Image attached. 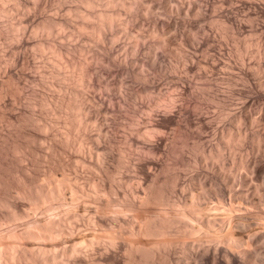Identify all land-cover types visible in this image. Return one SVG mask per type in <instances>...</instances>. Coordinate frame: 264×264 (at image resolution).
<instances>
[{"label": "bare ground", "instance_id": "6f19581e", "mask_svg": "<svg viewBox=\"0 0 264 264\" xmlns=\"http://www.w3.org/2000/svg\"><path fill=\"white\" fill-rule=\"evenodd\" d=\"M80 1L84 2L86 5L91 6V8H92L93 5H96V3H98V4L100 3L98 0H80ZM105 1H106L105 3L103 2V8L105 6L104 4L107 5V6H105L106 8L101 9L102 7L98 6V7H100L98 9V11H97V9L94 10L95 12H97V14H96L97 15L96 19L97 20L95 19V21H94V19L90 20L89 18H85L84 17L83 20H81L82 22L80 21L81 23L79 22L80 24L76 25V26H78L77 28H79L81 30V29H84V28L86 29V27L90 26L91 30L90 29L89 30L91 31V33L93 35H96L97 39L99 37L98 35H100L101 32H105L107 29H108V31L110 30L109 32H112L114 34V31H113L114 28H111V27H110V29L107 28V26H108L107 23L108 22L109 23H116L115 21H117L116 20L117 17H115V16L119 15V13H117L116 11L121 12L120 10H117V9H119L120 6L123 7L124 5L123 6L122 5H120V6L116 5L115 2H118L117 4L122 2L120 0H105ZM125 1H124V3H125ZM159 1L163 2V0H159ZM207 1L208 0H204V2H203V0H184V2H182V3H170L168 0L165 1L164 6L168 10L169 15L166 18H159V17H157L155 15L154 16L152 15L153 17H151L152 21H153V23L151 22V24H153V30H152L153 34L158 36V41H157L156 44H150V43L146 44L145 43L146 41H145L144 38L141 37L142 39H140V36H142L143 33L141 31H139V30L130 31V29H128V27H127L128 22H130V21L125 19L126 20V22H125V21L122 20V22L123 23L125 22L126 25L125 24H124L125 26L122 25V26H124L123 29H122L123 31H119V32L120 33L122 32V34L125 35L126 38L128 39V44L130 46L129 47V50H130L129 53L131 52V53L135 54V52L137 50H139L140 48H145V50H146L145 52L148 53V55H146L145 57L142 56L144 58H142V61L140 63V67L137 65L139 67L138 69H134L132 67L134 62L129 60L128 56L124 55V54H123L124 55L123 57H118L117 56L115 58L113 56L114 59L112 58L110 60V58H109L110 55L108 54L109 55V57H108V55L105 52V50H107V49H105L104 50L105 53L103 54L105 57L103 56L102 58L107 59L105 62H107L109 60V63L111 61V62H113V64L116 63L118 65H122L125 68H127L126 70L124 68V73H125V71H129L130 70L129 68L131 67L132 68L131 70L135 71L139 78H140V76L142 77L140 85L137 84L136 85L137 88H135L133 86L135 88L134 90H128V89H132L131 87L129 88V86L127 87V90L123 89V88H125L127 86L126 85L127 83H125L126 86L125 85H124V87L122 86L123 88L121 89V87L119 86L121 84V82H120V84H118V86L120 87V90H121L122 93L119 92L118 96L123 101H125V97H128V96L130 98H132V97L135 98V97H138V96L142 97L144 94L146 95V97L149 96V98L146 99L147 102H145L146 100H143V98L142 99L140 98V101H144V102H141V106L142 107L144 106V108H141V106L139 104L140 102L138 103L137 100H136L137 98L134 100V101L137 102V104H135V105H137V106L139 105L140 106V109L138 108V110H140L141 113L142 112L144 113V110L141 111V109H146V107H148V109H150L151 112H152V110L154 112H152V114H150L151 112L149 110H145V112L146 111L150 112L149 115L148 114L147 115L148 116L152 115V117H155V116L156 117L153 118V121L148 122V120H147L146 122H148V123H146V124L144 123V125H145L144 132H141L140 130H137V131H128L127 134H126L127 140H131L132 142L133 141L141 142L142 146L146 147L148 149L149 153H152V154L156 153L157 150L160 149V145H159V142H158L159 140L158 141H151V139L149 140L145 136L151 135L152 132H154V134H155V132H159V131H160L159 135L160 134L163 135V134H165V131H163V130L165 128L169 127V126H170L169 127L170 129L172 128V130L174 132L172 134H174V135L176 133V134L182 135L184 137H189L190 135H192L195 132V135L197 134V136L199 137V134H201V133L204 134V132L200 133V131L202 129L204 130L205 124H203V123L200 124L195 130L194 129L192 130L190 128V124L192 123V119L195 118V119H199L200 120L204 116L201 109L204 107L203 104H204L205 100L209 99V101H212L211 104H214L215 106H218L219 110L222 107L224 108L223 110L222 109L220 110V114H222L221 111L225 114L226 122L224 123V125H222L220 123V122H224L225 121V120H223L222 115L219 116L220 114L218 115L217 111H215L216 112V116H217V118L215 117V119L217 120V119H221L222 118V121L219 120L220 121L219 123H220L221 126L218 125V123H216L217 125H215V126L212 125V127L214 126L213 128L211 127L213 129V131L211 129L210 130H211V134L214 136V138L210 137V138H212V139H209V140H211L210 141L211 143L209 142L210 144H208V145L205 144L206 146H204L202 144V142H198V140L201 139L202 137H199V139L195 143L198 146V148H200V150H201V152L203 154V157H200V160H203L204 164H206L204 166L208 168L211 165V173H210V170H209L210 168L208 169L210 175H206V174L205 175H199L201 173L197 172L198 174L196 173V174L192 175V177L190 178L189 182H185L184 184L182 183V181L179 180V178H177L176 181H175L174 186H176L178 184L183 185V186L179 189V191H180L179 194L180 195L177 196L175 199H170L168 197V195H167V191H165V192H160L159 191L158 186H157L158 185V178L153 176V172L150 171V169L149 170L146 169V164H148V166H150V164H155V166H154L155 168L157 166L159 167V164H158L157 160L154 159L155 156L146 155V154L144 156H141L142 153H140L139 151L137 153V151H136L135 154L137 153L138 155L133 158V161H132L133 164L132 165L134 166V169L141 174L140 181L137 182V184H135L136 182L132 183V184H135V185L129 184V186L126 189H123V190H125V192L128 193L129 197H125L123 199H120L118 197V195L120 193L119 187L116 186V185H112L113 183L109 184L108 181H106L101 176V175H103L102 173H106L108 175H112V173H113L111 171V169H110V166H111L110 164H112V163H110L111 159H109V161L107 159L112 157V155H113L112 141H114L113 140L114 138H112L113 135L111 136V134L109 133L110 132V128L108 126L110 124L108 122L104 121V120H101V119L99 120L98 117H99V115L101 113H103V116L105 115L107 120L109 118H113L117 114L116 112H117L118 108H120L119 102H117L116 100H113V97H111L112 95L107 97V96H105V93H104V95L102 94L103 91L101 92V90H102L101 88H105L106 87L104 85V83L105 84L108 83L109 80H108V82H104V81H103L104 83L101 82L104 87L100 88V86H101L100 80L102 79V77H101V79L99 77L102 76V75L99 74L97 76V78H99L100 80L96 78V75H97L96 74V68L94 69V66H93L95 63L92 65V63H90L91 61H88L85 58L82 59L79 56L78 57L80 59L78 60V58H77L76 60H78V61L77 62L74 61L75 62L74 64H70L71 62L73 63V61H70L69 58H67L70 61L69 62L70 66L73 65L74 68L78 69V71L76 73H73L74 72L73 71L74 68L72 67L73 68L72 72H70L71 70H68L69 65L67 64L68 68H64L66 66V64L64 62H66V61H63L64 60L63 57H68V52H67L68 49L67 48H63L62 44L60 46V44L57 43L58 41L56 42L58 45H56L55 43L50 42V41L46 45L45 43L42 44V43H39L40 41H38L37 42V44H38L37 48L42 50V52H43V49L45 47H50L52 53L55 54V56H53V57L54 58L56 57L55 58L56 61L53 60L54 62H52L53 63L52 66H55L54 68L56 70V72H55L56 76L53 75L54 74V69L53 68H52V70H53L52 72L53 73L50 72V73H52L53 77H56L57 79L59 78L60 81L63 80L62 78H65L66 81L63 80V82H65V83H67L68 81L71 82V80H72V83H74V85H75V88L73 86V89H72V87H70L71 90L68 87L69 90L68 89L67 90H68V92L70 94V95L68 94V96H69L68 98L64 97V99H61L60 98L61 96L59 95L60 97H58V98H60V99H58V102H59V100H61V101L59 103H55L57 100L56 101L54 100V104H53L54 108H56L57 110L59 109L60 111L62 110V114L58 112L59 114H57V115L58 116L60 115V117L61 116L63 117V115H64V117H63L65 119L64 121H66L67 124H68L67 125L66 122H65V124L68 126V127L66 126V128H65V124L64 123H63L64 126L62 125L64 127V130H65V132H64L65 134L62 133V135L63 136L65 135V137H60L61 135L59 136L60 138H64L63 141H62V139L59 138V140L62 141L61 142L62 146L60 145L59 149H62V148L65 149V147H66L68 149V151H69V148H70V151L72 153L73 151L71 149L76 148L75 151H77V153L75 151L74 152L77 154L76 155L77 158H78V155H79L78 152H80V155H79L80 156V160H78L77 164L81 163L82 164V165L80 164L81 166H83V165L85 167L88 166L89 169L92 166L96 167V169H97V172H95V174H96L95 176L96 177L91 178V181L88 182L91 185V187H90L91 191H87V190H85L84 186L81 184L83 182H81V183L74 182L73 183L71 181L72 183L70 184L69 183L70 181L68 182V180H66L65 174L62 173L64 171V169L61 172V174H63L62 177H61V175L58 176V178H55L54 176L53 177L49 176V174L52 175V173H54V172L57 173V171L60 168H63L61 166L62 164L60 165L59 163L60 162L63 163V161H61V160L62 159L64 160V158H60V157H58V159L60 158V162H59V160H57V163H56V161H54V159H52L54 161V163H56V165L57 164H59V165H57V166L56 165H52V163L50 165L48 164L50 166V168H51V165H52V167L56 166V168L58 170L56 168H54V169L52 168L54 172H51V169L49 171V167L46 166V167H48V169L45 172H48V174L44 173L45 175L43 174V172L46 169H44V170L42 169V171L39 170L40 173H42V174L38 175V173L36 171L37 170L36 168H35V170L31 169L30 172L32 171L34 173L36 171L37 175L35 176L32 173H31L32 175H30V173L27 172V171H29V169H28L29 167L27 168L25 165H24L25 166L24 169L25 168L28 169V170L25 169L26 171L25 170L24 171H20L21 168H23V167H21L19 169L15 168V169L19 170V171H15V174H17L16 172H21V174L19 173L20 175L12 174V175H15L14 179L17 176V178L15 180L13 178H9V177H11V174L8 175V177H7V174H9V172L10 173H13V172L9 171L7 174H4L3 172L0 171L1 172L0 173V187L1 188L2 187H7V188H4V189H8L10 191L12 190V191L15 192L14 195H13L12 191L10 192V191L7 190L8 193L10 192V194H8V195H10V197H9V196L3 195V191H0V206L1 207L2 206L3 207L6 206L8 208V209L6 208L7 209L6 210V209H4L2 207L3 211L0 210V225H2L4 223H10L11 224V223L16 222L17 219L24 218V220H25V217H27V218L30 217L31 214L28 213V210L26 211L24 209L25 205L23 207L21 206V205H23V203H21V199H23L22 202L26 199L27 202L25 204H27V203L31 204L32 210H34V209L36 210L37 209V210H40V212H41V210L44 211L45 209L48 211L49 208H56L57 211H58L59 208H60L59 205L63 204V203L66 204L68 202H79V201H85V203H86V201H88L91 204L86 206V207H83L85 205L80 206L79 205L80 203L79 204L77 203L78 206H80V207L76 206L78 209L76 207H74V209L76 208V210L73 211L72 216L79 215V213L83 212V210L84 211L86 210L88 213H90V216H91L93 222L97 225L96 226L97 229L103 230L104 233H106L107 235L110 236L111 240L110 239H108V240L111 241V243L114 246V248H115V246H118V247L122 246L123 248H125V250L127 252L128 261L130 260L131 262H133L135 260V258L140 256V255L148 254L151 257V264H153L157 259H161L162 257H165V255L169 256V255H167V254L170 253V252H168V251H170L169 248L171 249L172 246H174V245H180L182 247V251H183L182 254H184L182 257L175 258L173 260L175 264H189L190 262H191V264H202V263L210 262V261H211V264H212V261L214 259L215 260H214L213 264L217 263L216 261H218V259L222 262V264H243L245 261H247V259H250V258L253 257L252 261H254L255 258L258 257V256L255 255V253L253 254V251L248 248V245H246V247H247L246 248L244 246L245 245L244 243H247L249 241L247 244H249V243L251 245L255 244L257 246V247H255V249L259 248V246H263L264 247V224H262L263 222H261V223L259 222L261 220L264 221V192H260L259 191L260 189H262V187H261V185L257 184V182H255L256 184H254V183L253 184H248L247 183L248 182V177H247V175L244 172H240V171H238L236 169L231 170L232 173L230 171L225 172L224 171L225 168L223 169V167H225L226 164L224 163L225 161L223 162L221 160V158L223 157L222 149H223L224 145L231 144L230 141L232 139H234V140H242L243 138H245L247 136V134H246L247 131L245 132L246 136L244 134V131H242V129H243L242 125H241L242 127L239 125L242 129L238 126L236 132H233L232 128L235 125H238L239 123H241V124L243 123L244 124V123H248V122H250V124L254 122V124H255L257 122L256 123L257 129L253 133L251 132V136H252L253 140L258 141L260 139V134H261V136L263 135L262 134L263 132H261L260 134L258 133V130H260L258 127L260 126V124L263 125L264 121L261 123L260 119H257L255 117H253L251 115V111H253V108L256 111L258 110L259 105L256 103V101H257V99L260 96L264 97V79H263V76H262V74L264 72L263 71L264 67H262V65H263L262 62L264 61V54H262V53H264V51L262 53H260L259 51L260 50L262 51L263 49H260V50L256 49V50H258L257 53L256 52L255 53L252 52L253 54L251 53L252 55H255V57H257V61H256L257 65L255 63L256 66L254 67V65H253L254 62H253L251 64V65H253V67L251 69H248L245 66L246 64H245V61H244V56H242V54L244 53V51H246V49L249 50V48H247V47H250V42L247 41L246 39H248L250 36L245 37L246 39H242L241 36H243L244 34L241 35V36H239V34L244 33L243 31H245V30L246 31L249 30L251 32V34H255L256 37H257V35H260V34L264 33V29L262 28L264 26V23L262 22L263 20H254L250 16L251 12H250L249 9L243 11L242 8L240 9V7H239V9L243 11V12L241 11V13H240V12L237 11L238 7L236 9V7L234 5H230L229 7L228 6L225 7L226 6L225 2H227L226 0H218L219 3L217 5L213 4L214 3L213 1H215V0L211 1L213 3L209 2L210 4H213L212 6L210 5L211 8L209 6V8L211 9L210 11L213 10V15H212V13H210L209 11H206L207 9H209L208 6H207L208 3H206ZM28 2H30V0ZM130 2L131 1H129V3ZM152 2L154 3V1H152ZM155 2H157V1H155ZM33 3H34V1L32 2V4ZM113 3H115V5L118 7L117 9H115L116 10L115 11L116 15L113 12V10L115 8V5ZM126 4H128V2H126ZM28 5H31V4L28 3ZM111 5H114V6H112L113 9L110 8ZM131 5H132V3L130 4V6L128 4V7L125 5V7L128 8V11L130 10V8H132L133 5L132 6ZM155 5H157V4H155ZM36 6H38V4H36ZM77 6L78 5H73V6L71 5L70 10L72 9L71 11L74 12V13L80 12L82 15H88L87 13H92L93 12L91 10V12L84 13V11H83V13H82L80 11V9H78ZM138 6H139V4H138ZM259 6H260L259 3H256L253 6L254 11H256ZM26 7H28V6H26ZM233 7H235L234 10H233ZM17 8H18V6H17ZM31 8H32V6H31ZM33 9L35 10V7ZM37 9H38L37 10V14H38V11H39L40 7L37 8ZM123 9H125V8L123 7ZM125 10H127V9H125ZM30 11H29V14L31 13ZM88 11H90L89 8H88ZM128 11H127V14L130 13V11L132 13L133 10H130L129 12ZM34 12H32V13H34ZM68 12H70V11L68 10ZM207 12H209L211 14V16H213L212 19L214 17H216V18H214L215 20L213 22L217 21V22H219V26L222 25L221 26L222 29H224L223 26L225 27V29H228L230 31L229 35H231V38H233L232 36H234V38L232 39L233 42H234V44L232 43L233 46H234V50H236V52L239 55L242 56V57H240V60H239V57H237V59L239 61L232 60L231 61L232 64L229 62L231 59L229 61H226L224 59L225 61L222 62L224 67L222 66V68H226L225 70H227V68L230 69L231 67L235 66L238 71H235V73H232V72H234L233 71L234 67H233V69L231 68L232 71L230 70L231 74L228 75L229 73H227L228 76H226V78L223 76V74L219 75L221 78L222 77L225 78V79L223 78L225 80V81H223V83L216 82L217 81V80H215L216 77L213 79V77H214L213 75L211 77L210 75H207L204 72L203 73L206 74V75H203V73L200 72L202 70H200V71L198 70L199 71L198 72L197 69L200 68L199 65H198L199 66L198 68H194V66L198 62L201 63V61H202V63L206 62L204 64L210 65L209 63H207V61L209 59L207 58L208 60L207 59L205 60L204 58L206 56L204 58H202V59L199 58L197 53H196V50L197 49L199 50V48L200 49L203 48L205 53L208 54L207 57H209V54L212 55L214 51L215 52H219L221 50L222 46L221 47L219 46L220 43L222 42V41H220L221 39L219 41H217V42H220L219 45H217V43H216L215 46H217V47H214L213 44H210V42H209V38H208V33L207 32H210V31L208 29H207V32L205 31V25H204L205 23H203V24L200 23L201 24L200 26L198 24V26L195 27V31H190V30H188L186 28V26H189V24H190L189 22L186 21V26L185 25L182 26L183 23H181V26H180V22L181 21L174 16L175 13H178V14L184 13L185 16H188V14L192 13L195 17H197V19L200 18V19H198V20H200L199 22H202L201 20L203 19V16L205 17ZM137 13H138V11H137ZM17 14H19V13H17ZM57 14L53 13V14H50V15H48L46 17L44 16L45 18H43V15L42 16L39 15L43 19L41 18L40 21L38 20V22L36 20L37 23L35 22V25L33 24L34 25L33 26L34 32L37 33L38 30L40 32V30L44 29L45 32H46L45 35H47V34L50 35L49 33L54 32L55 29H61L60 31H62V28L65 27L68 24L69 21H67L65 16L63 17L62 15L59 16V13H57ZM139 14L141 16H143V17H146V19L148 18V16H146V15H148L147 13H146V15H144L143 13H139ZM22 15H23V13H22ZM74 15L76 16V14H74ZM130 15H132V14H130ZM20 18H21V16H20ZM119 18H120V16H119ZM21 19H23V21L25 19L26 21L33 22L34 17L30 18V16L26 15L25 17H22ZM84 19H86V20H84ZM87 19H89L90 21H88ZM141 20H142V18H141ZM91 21H92V23H90ZM132 22H133V20L131 21V23ZM149 22H150V20H149ZM213 22L212 23L210 22V24H212L210 26H212V28L214 29L216 27L215 26L213 27V24H214ZM23 24H25V23L23 22ZM104 24H106L107 26L104 25ZM191 24H192V22H191ZM215 25H216V23H215ZM103 26H106L107 29L105 30ZM109 26H111V25L109 24ZM114 26H116V25H114ZM216 26L219 27L218 25H216ZM117 28L119 29V26ZM170 28H172L175 31H170ZM31 29L32 28H30V32H31ZM111 29H112V31H111ZM213 29H212V31H213ZM117 30H116V32H117ZM219 30L222 31L221 28H218V31ZM228 30H225V31H228ZM70 31H71L70 33H72V30H70ZM225 31H223V32H225ZM16 32H18V33L15 34V38L17 37L19 42L16 40L18 45L16 44V42L13 43V48L17 47V48H14L13 50H15V49H17V50H15L12 59L11 58L10 59L12 60L13 63H20V64L22 63L24 65L25 63L27 64V62H29V60H28L29 57L27 58L28 55H26V53H25V52H28V51H25L26 48L24 49V47H23V45H25V44H27L29 42V41H27L29 38L28 39L26 38L27 37V33H29V32L27 31L26 28H23V27H22L21 30L17 29ZM39 32L37 34H39ZM55 32H56V30H55ZM57 32H59V30ZM172 32H174V33H172ZM216 32L217 31H215V33ZM228 32H226L225 34H228ZM120 33H118V34H120ZM31 34H33V31H32ZM118 34H117V36H118ZM177 34H181L182 35L181 36L182 38L179 36L180 40L182 39L181 45L179 46V50L176 51L177 57H179L181 59V65L179 64L177 59L170 58V59H173V60H170L166 56V53L163 52V50H167L169 52L170 51L172 52V50H170L169 47H168V45L170 46V44H168V43H171L172 41L174 42V39H176L175 37H176ZM220 34H219V36H220ZM59 35H61V33ZM108 35L109 34L107 33L106 36L108 37ZM212 35H215V34L213 33ZM103 36L104 35H102L101 38L104 39L105 36L104 37ZM115 36L116 35L114 34L113 37H115ZM221 36H222V34H221ZM237 36H238V38H237ZM48 37H50V36H48ZM54 37L55 36H53V38ZM96 37H95V39H96ZM109 37H111V36H109ZM121 37H122V35H121ZM214 37L216 39V35ZM223 37L227 40L226 36H223ZM239 38H241V39H239ZM243 38H244V36H243ZM107 39H110V41H111V40H113L115 38H113V39L107 38ZM143 39H144L145 42L143 41ZM98 40H101V39H98ZM104 41H105V39H104ZM227 41H229V39ZM255 41H256V39H255ZM70 42H71V39H70ZM257 42H256V44H257ZM260 42L261 41H259L258 43L260 44ZM67 43H68V41H67ZM253 43H255V42H253ZM171 44H173V43H171ZM226 45H228V44H226ZM101 47H103V45ZM171 47H173V46L171 45ZM189 47L191 49H189ZM40 50H39V52H40V55H41L42 52ZM70 50H71V48H70ZM142 50H144V49H142ZM256 50H254V51H256ZM229 51H231V50H229ZM250 51H252V50L250 49ZM101 52L103 53V51H101ZM221 52L224 53L225 51L221 50ZM34 53H36V51ZM95 53H97V52H95ZM102 53H101V55H102ZM73 54H75V53H73ZM238 54H236V55H238ZM11 56H12V54H11ZM203 56H204V54L202 55V57ZM134 58H136V56ZM232 58H234V57H232ZM254 58H253V61H255ZM139 59H137V60H139ZM251 59H252V57H251ZM102 60H104V59H102ZM102 60H100L101 61L100 63L104 64V62H102ZM95 61L97 63L98 59L95 60ZM134 61H136V60H134ZM200 63H198V64H200ZM202 63L200 64L201 66H202ZM26 64H25V67H26ZM61 64L63 66L65 64V66L63 67ZM214 64L215 63H212V66H214ZM60 66H62V67L59 68ZM96 66H98V65L96 64ZM22 67H19L20 68L19 70L16 69L17 71L14 70L15 72L12 71L14 73V75L16 76V77L15 76L14 77L19 80V83L20 82L23 83V81L20 80V79H23L25 77L27 78V76H28V73ZM9 68L12 69L11 67H9ZM62 68L68 70L69 74L67 75V73H66L67 71L66 70H64L65 71V74H64L63 70H61ZM193 68L197 72L195 70H192ZM205 68H206V71H207V67H205ZM205 68H204V71H205ZM10 69H8V70H10ZM110 69H111V67H110ZM210 69H211V67H210ZM218 69L220 70V68H218ZM229 69L226 72H228ZM44 70H46V69H44ZM131 70H130V72H132ZM191 70L195 71V72H191ZM225 70L221 69L220 71L224 73ZM102 71H103V73H106V72H104V70H102ZM212 71H213V68H212V70H210V72H212ZM127 73L128 72H126V74ZM208 73H209V71H208ZM210 74H213V73H210ZM217 74H219V73H216L214 75L218 76ZM251 74L254 75L253 78H256V81H254V79H252V77H250ZM121 75H123V74H121ZM123 76H126V75H123ZM105 77H107V76H105ZM11 78H12V76H11ZM123 78H125V77H123ZM198 78L199 79L201 78V79L199 80ZM94 79L95 80L97 79L99 82L97 80H96L97 82H95ZM105 79L106 78L103 77V80H105ZM126 79H128V81L130 80V82H128V84L132 82L131 79H129V78H125L124 81L127 82ZM237 79H240L241 83H243L242 81H246L247 85H245L246 83L244 84L246 87L249 86L250 83H251L250 81L253 80V82L256 83L258 85V87H260V88L259 89L257 88L258 90L257 91L255 90V92L253 90L249 94H243L244 93L243 92L244 89L242 87H238V86L234 85V84H239V83L236 82ZM18 80L15 81V84L18 82ZM121 80L123 81V79H121ZM56 81H58V80H56ZM124 81H123V83H124ZM219 81H221V79ZM69 82H68V84H69ZM95 83H96V86L99 85L98 86L99 89H97V91H96V88L94 89L92 87V86L95 85ZM110 83H111V81H110ZM64 85L66 86V84H64ZM70 85H73V84L70 83ZM82 85H84V86L87 85L88 88L86 87V89L84 91V90H82ZM9 86H12V85L9 84ZM19 86H21V85L19 84ZM23 86H24V84H23ZM79 86H81V87H79ZM240 86H242V85H240ZM251 86H250V89H251ZM6 88H7V86H6ZM247 88H249V87H247ZM64 89H66V88L64 87ZM107 90H106V92H107ZM15 92H16V90H15ZM54 92H56V91H54ZM64 93H62L63 96H64ZM15 95H17V94H15ZM44 95H43V97H45ZM0 97H1V95H0ZM13 97H14V95H13ZM19 97H20V95L16 96V98H19ZM46 97L43 98L42 101L38 100L37 98L35 100L34 99H30V100H31V102L33 100L34 103L37 100L40 101L41 103L43 102L46 105L43 104V103L42 104L45 105L46 108L48 107L47 109H49L50 105L48 106L49 102L46 103ZM51 97H53V96H51ZM146 97H144V98H146ZM187 97H190L194 102L189 104L186 101ZM224 97H226L225 98V99H227L226 101H225ZM33 98H35V97H33ZM48 98H50V97H48ZM40 99H41V97H40ZM50 99H51V103H53L52 102L53 101L52 98H50ZM50 99H48V100H50ZM88 99L89 100L92 99V101L94 102V105L92 104V106H94V108L92 107L93 109H91V107L88 106V104L92 103V101L87 102ZM261 99L263 100V98H261ZM168 101L174 102V104H177V106L174 105L173 108H170V109H165L164 108V109H162L163 108L162 106H165L166 103H168ZM261 102H259V103H261ZM41 103H39V104H41ZM224 103H226V104H224ZM262 103H264V100H263ZM55 104H56V107H55ZM172 104L168 105V106H165V107L166 108H169V106L172 107L173 106ZM207 104H210V102L209 103L206 102V105ZM210 105H207V106H210ZM256 105H258V107ZM260 106H264V105L260 104ZM212 107H211V109H212ZM205 109H206V107H205ZM209 109H210V107H209ZM216 109L218 110V108H216ZM55 110L52 111V112H54V114H55V112H57V110L56 111ZM259 110L262 111L264 109L263 108L262 109L259 108ZM33 111H31V112L33 113ZM93 111L97 112V113H100V114L98 116L97 115L94 116ZM203 111H204V109H203ZM206 111H208V110H205V112ZM213 112L210 115L214 114V116H215V112L214 113ZM109 113H111V114H109ZM146 113H148V112H146ZM146 113H144V114H146ZM153 113L155 114V116H153ZM209 113H211V112L209 111ZM253 113H254V111H253ZM144 114L142 116L139 113L140 118L144 117ZM204 114H205V116L208 115L206 113H204ZM24 115H26V114H24ZM31 115H33V114H31ZM31 115H26L29 118H27L26 116L25 117H26V119H28L27 121H29V123L31 122V124H33L34 126L36 125V127H38L37 129H40L38 131H41V133H42V131H44V130H46L48 128L47 126H48L49 122L46 125L47 121L45 123H43L44 122V119H43V122L41 123V122H39L37 120V119H39V116H37L38 118L35 120L33 118L34 116H31ZM137 115H138V113H137ZM262 115H264V114L262 113L260 116H262ZM18 116H16V118ZM101 116L102 115H100V117ZM22 117H20V118H22ZM218 117H221V118H218ZM263 117L264 116H262V118ZM23 119H25V118H22L21 120H23ZM102 119H103V117H102ZM181 119H184L185 123H180ZM149 120H151V119H149ZM23 121L26 122V120H23ZM23 121H19V122H23ZM200 121H202V120H200ZM93 122L94 123L96 122L97 126L95 124L94 125L98 129L96 131H95L96 128L93 129L94 132H92L91 129H88V125L90 127L89 123H91L92 128L95 127L94 125H92ZM214 122H216V121H214ZM29 123L27 122L28 125H31ZM136 123H138V121ZM258 123H260L259 126H258ZM23 124H26V123L23 122ZM16 125H14V126H16ZM19 125H21V123H19ZM34 126H32V129H33ZM36 127H34V129ZM63 127H62V129H63ZM25 128L27 129V127H25ZM24 129L22 128V129H20V131H22ZM28 129H30V128H28ZM32 129H30L31 131L30 130H27V131L24 130V132L27 134L26 136L29 135L31 137V139L27 140L29 137H27V138L23 137V139H25V143L24 144L22 143V141H19V143L21 142L23 144V145L21 144L22 147H20L19 150L23 152V155H21V156L24 159L25 158L26 159L27 158H31L32 159L31 156H33L34 153H35L34 147H36V146L33 145V144H35V141H34V143H32L33 140H35V139H32V136L34 137L36 134H39V133L34 132ZM37 129H35V130L37 131ZM66 129L68 131H66ZM103 130H105V131H103ZM47 131L49 133V130H47ZM71 131H72L71 135H73V136H74L73 133H75L73 131H77L79 133L78 135L75 134L76 135L74 137L75 139L73 138V136H71L72 139H74V141L72 140L73 142L68 140V138L70 137V135H68V134ZM206 131H205V133H206ZM17 132H19V131H17ZM44 132H46V131H44ZM46 133H44V135ZM52 134L53 133H51V136H52ZM39 135L41 136V134H39ZM46 137L44 139H46ZM55 137H57V136H55ZM71 137L69 139H71ZM37 138H38V136H37ZM156 138L157 137H155L154 139L156 140ZM51 139H53V138H51ZM57 139H58V137H57ZM213 139H214V141H213ZM39 140H40V137H39ZM55 140L56 139H54L53 141H55ZM195 140H196V138H195ZM55 142L57 144L59 141L57 142V140H56ZM85 142L86 143L90 142V146H87V147H86V145L84 146ZM204 142H205V140L203 141V143ZM50 143L53 144L52 140H51ZM205 143H207V142H205ZM58 144H57V146H58ZM48 145H50V144H48ZM163 145H165V144L163 143ZM52 146L53 145H51V147ZM54 146H56V145H54ZM85 147H86V149H85ZM87 148L89 150H87ZM256 148H259V146L258 147L256 146ZM19 150H17L16 153ZM56 150H57V147H56ZM65 150H64V152H65ZM98 150L102 151V157H99L100 158V162L99 163L96 162L95 160H93V155H95V158H96V153H97V155L99 154ZM259 150L261 151L260 153H258ZM259 150L258 151H257V149L255 150V153H256V151L258 153V154H255V155L256 156L258 155V157L261 159V157L259 155L261 153H264V147L259 149ZM57 151L55 152V150H54L55 153H57ZM64 152L61 151L62 155H63ZM69 152H67V153H69ZM11 153H12V151H11ZM13 154H15V153H13ZM50 154H51V151H50ZM58 154H60V151H59ZM62 155L60 154V156H62ZM255 155L253 157H251V158H245V156L244 157L240 156L239 161H240L241 165L244 166V168L250 169V171L258 172V171H261L260 169L263 166L262 165V161L263 160L261 159L262 160L261 161ZM5 156L6 155H4V157ZM21 156H19V158H21L20 161H22V157ZM177 157H178V155H177ZM177 157H176V160H181L180 159V157H181L180 155H179L178 159H177ZM54 158H56V157H54ZM77 158H76V162H77ZM113 158H115V156ZM212 158H216L218 160L220 159V162L218 161L219 163L218 162L214 163L212 161L213 160ZM50 159H51V157H50ZM52 160H50V162ZM70 160H71V158H70ZM129 160H132V158H130ZM0 161H2V160H0ZM24 162H27V161H24ZM3 163L1 164L2 166H3ZM20 163H22V162H20ZM70 164H71V162H70ZM70 164H69V166H70ZM208 164H209V166H207ZM63 165H65V164H63ZM243 166H241V167H243ZM8 167H10V166H8ZM66 167L67 166L65 165L64 168H66ZM74 167H76V166H74ZM0 168H2V167H0ZM263 168H262V170H263ZM74 169H73V171H74ZM89 169H87V170H89ZM240 169L242 170V168H240ZM55 170H57V171H55ZM91 170H92V168H91ZM70 171H72V170H70ZM64 172H66V170ZM78 172L79 171L77 170V173ZM36 173H34V174H36ZM81 173L83 174V172H81ZM81 173H80V175H81ZM92 173L93 172H91V174ZM209 173H207V174H209ZM73 174L77 176L76 171L73 172ZM73 174H72V176H73ZM53 175H55L57 177V174H53ZM88 175L90 176V174H88ZM72 176H70V178ZM84 177H87V179H88V176H84ZM105 178H106V175H105ZM87 179H84V180H87ZM253 179H254V177H253ZM235 180H236V182L240 181L241 183L247 184L249 187L246 188V189L244 188L245 190L239 191L237 193L236 192L234 193L233 191H231L234 194L230 193L227 196V200H226L227 204H226V206H228V207H226V208H228V209H230V211H232V209H233L232 206L235 205V204H233L231 201L233 199H237L238 203L240 202L241 204H243V207L242 206L241 207L244 208V210H242V211L239 210V212H237V208L238 207L235 206L236 209L234 208V211H235L234 213H231L229 210H227L226 212H228L227 214H229V215H226V214L221 215L222 213H226V212H224L226 208L223 205L225 202L222 201L224 199V197L226 199V196H225L226 187H229L232 184H234ZM84 183L88 184L87 181L84 182ZM262 184L264 185V182ZM195 187H200L201 190H199V192H192V190ZM229 188H227V189H229ZM231 188H232V186H231ZM242 188H243V186H242ZM0 190H2V189H0ZM207 190H210L212 193L217 194V195H215L216 197L218 195H220V196L222 195L223 199H221V201L224 202V203H222V202L220 203V201H218L219 204L218 203H213L216 206L212 204L213 208L210 205V207L213 210L211 208H209V200L208 199H206V200H208V204L203 203V201H205L203 196L206 194L204 192L207 191ZM4 191L6 192V190H4ZM228 192H229V190H228ZM11 194L13 195V198L11 197L12 196ZM113 194H115V195H113ZM188 195H191L190 199L187 198ZM220 196L218 198H221ZM218 198H217V200H218ZM69 204H71V203H69ZM112 204L116 205V208L113 209V207H112V209L116 213V216H118L119 218L124 219V217L120 216V213H123L125 211L128 212V210H129V211H132V213H133V215L135 217H137L140 220H142V223L139 220L140 223H141L139 226L135 225V227H132L130 229L129 233H127V239L124 238L125 234L123 236L122 229L118 228L117 226H116L117 228L104 226V224L106 223V218L109 217V216L106 217V215L107 214L110 215L109 213H107L108 212L107 208H108V206H110ZM205 204L207 205V207L209 208L210 211L212 210L214 212H215L217 207H219V206L220 207L221 206L224 207L225 209L221 208L222 210H224L223 212L220 209H219L220 211L217 209V213L221 212L220 214L218 213V216L221 215V217L223 218V216L226 215V217L223 220H221V217H220L221 222H218L219 219L217 218L216 212H215L216 216L213 215L212 211H211V213H212L213 216L211 215V213L208 210H206L207 213H204V211L206 209ZM75 205L76 204L74 203V206ZM58 206H59V208H57ZM68 206H70V205H68ZM68 206H66L67 208L65 207L66 209H64V207H63L60 210V212L61 213L64 212L65 216L67 214V216L71 220H73V222H74L73 224H71L70 221H68L69 222V224H68V222L65 221L67 219V217H65V216L63 217L64 219L66 218L64 220V222L62 221L63 218H61V222H63V223H60V220H58V217H55L56 219H54V218H51V216L45 217L46 214H44L43 218H42V216H41V218H39V217L37 218L36 216H33L34 218L32 217L30 219V221L28 220L30 222V224H29L30 226H28L29 227L28 229L26 228L25 230L21 229L22 231H18V229L16 227L17 230L13 229V228H12L13 232L10 230L12 233L10 232L9 233L10 235L8 234V237H3L5 234L3 236L1 235L2 237L0 236V264H22L23 261L24 262L27 261V263H29V261H30V262H32V264L33 263L34 264H89L90 260H96V261L100 260V261H102L105 264H115L118 261V258L115 256V253H114L113 249H111V248L106 250V251L99 252L98 254H96V256H92L91 254H93V253L89 252L88 249L85 250V251H82L83 250L82 247L79 246V244H77V240H76L77 237L76 238L72 237V236H74L73 234H76L77 232H79L78 229H80V228L78 227V224L80 222L78 223V220L73 219V217L71 215H69V213L71 214L72 210H71V206H70V209H69ZM247 206H249V207H247ZM1 207H0V209H2ZM170 207L177 208L179 211H176L177 212L176 214L175 213H171V212H169V209H168ZM241 207H240V209H242ZM251 207L253 208V210L252 209H248V208H251ZM166 209H168V210H166ZM53 211L54 210H52V212ZM56 213H58V212L54 211L55 215H57ZM61 213H59V214H61ZM208 213L211 216H209ZM111 215H114V213H112ZM181 218H183L184 221L187 222V224H186L187 226L186 225L183 226V225H176L175 224ZM257 219H260V220H257ZM22 221H23V219H22ZM25 222L27 224L26 223H24V224L28 225L29 222H27V220H25ZM63 224L66 225L67 227L64 226ZM114 224H116V223H114ZM69 236L72 237L70 240L68 238ZM78 236H80V235L78 234ZM80 238H82V240L84 242V245L89 244L90 248L92 250L97 251L99 249V245H98L99 244L98 243L99 237L97 236V234L91 233V234H86V236L85 235L82 236V234H81ZM100 239H101V237H100ZM144 240H149L150 242H153V243H155L156 240H162L161 241V244L163 245L162 252L160 250H158L156 247H150V248L145 247ZM259 240L261 241V243H260ZM61 241H63V242H61ZM252 243H254V244H252ZM251 245H250V247H251ZM252 249H253V247H252ZM258 250L259 249H257V251ZM180 252H181V250H180ZM254 252H255V250H254ZM260 253H263V252H260ZM256 254L259 255L257 252H256ZM253 255H255L256 257L254 258ZM58 257H62V259H65L67 261L62 262V259H61V261L58 262V260H57ZM259 257H260V255H259ZM216 258H218V259H216ZM262 259H264V258L262 257ZM59 260H60V258H59ZM24 262H23V264H24ZM130 264H132V263H130ZM246 264H247V262H246ZM260 264H262V262Z\"/></svg>", "mask_w": 264, "mask_h": 264}, {"label": "rangeland", "instance_id": "374dc122", "mask_svg": "<svg viewBox=\"0 0 264 264\" xmlns=\"http://www.w3.org/2000/svg\"><path fill=\"white\" fill-rule=\"evenodd\" d=\"M21 1V2H20ZM25 1V2H24ZM29 0H12V3L9 5V8L11 9V11L8 13V15H7V17H5L4 16V12L3 11H5L4 10V8H3V3H0V95H1V97H0V160H2V161H0V165L3 163V166L1 165L0 167H2V168H0V171L1 172H3L4 174H7L9 171H11V172H13V173H10L9 172V174H7V177H8V175H10L11 174V177H9V178H13L14 179V176L15 175H20L21 174V172H16L17 174H15V171H19L18 169L19 168H21V167H23V168H21V170L20 171H24L25 169H27L28 167V169H29V171H27L28 173H30V175H37V173H38V175H40V174H42V173H40V171L39 170H41L42 171V169L44 170V169H46V170H44V172H43V174L44 173H46V174H48V172H45V171H47V169H48V167H49V171H50V169H51V172H54L53 171V169L54 168H56V166L57 165H61L63 168H60L58 171L57 170H55V171H57V173H52V175H50L49 174V176H54L55 178H58V176H60L61 175V177L63 176V174H65V176H66V180H68V182L71 184L72 182L74 183V182H77V183H81V182H83V183H81L83 186H84V188H85V190H87V191H91L90 190V187H91V185H90V183H88V182H90L91 181V178H94V177H96L95 175V172H97V169H96V167H94V166H92V167H90V169H89V167L88 166H81L80 164H77L78 163V160H80V152H78V158H77V151H75L76 150V148H74V149H71L73 152L71 153V151H70V148H69V151H68V149L65 147V149L64 148H62V149H59V146L61 145L62 146V141H63V139L64 138H60V137H65V135L63 136L62 135V133H64L65 132V130H64V124H65V122L66 121H64L65 119L63 118L64 117V115H63V117L61 116L60 117V115L58 116L57 114H59V113H61L62 114V110L60 111L59 109L57 110L56 108H54V100L56 101L55 103H59L61 100H59V102H58V99H64V97H69L68 96V94H69V92H68V90H69V88L70 87H72V89H73V86H74V88H75V85H74V83H72V80H71V82H69L68 80V82H69V84H68V82L67 83H65V82H63V80H65L66 81V79L65 78H62L61 80L62 81H60L59 80V78L57 79L56 77H53V75H55V72H56V70H55V66H52L53 65V63L52 62H54V61H56V57L54 58L53 56H55V54L54 53H52V51H51V48L50 47H45L44 49H43V52H42V50H40L39 48H37V46H38V44H37V42L38 41H40L39 43H45L46 45L49 43V41L50 42H53V43H55L56 45H58L57 43H59L60 44V46H61V44H62V47L63 48H67L66 50H67V52H68V57H63V61H66V62H64L65 64H66V66H65V64H64V68H68V65H69V68H68V70H71L70 72H72V69L74 68L73 67V65H71L70 66V64H74L75 62L74 61H78L80 58H85V59H87L88 61H91L90 63H92V65L94 66V69L96 68V78H97V76L99 75V74H101L102 76H100L99 78L101 79V77H102V81L99 79V78H97V79H99L100 80V84H101V86H100V88L101 87H104L103 86V84L102 83H104V82H108V80H109V82L108 83H104V85L106 86L105 88H101L102 90H101V92H102V94L104 95V93H105V96H111V97H113V100H116L117 102H119V104H120V108H118V110H117V114L113 117V118H109L108 120H107V118H106V116L104 115L103 116V113H97V112H94L93 111V113H94V116L95 115H102L101 117H100V115H99V120L101 119V120H104V121H106V122H108L110 125L108 126L109 128H110V134H111V136H112V138H114L113 140L114 141H112V151H113V155H112V157H110V158H108L107 160L109 161V159H111L110 160V163H112V164H110L108 161V163L111 165L110 166V169H111V171L113 172L112 173V175H108V174H106V173H102L103 175H101L106 181H108V183L109 184H112V185H116V186H118L119 187V189H120V193H119V195H118V197L120 198V199H123V198H125V197H129V195H128V193L127 192H125V190H123V189H126L128 186H129V184H132V183H135V184H137V182H139L140 181V176H141V174L139 173V172H137L135 169H134V166L132 165L133 164V158L135 157V156H137L138 154V151L140 152V153H142V155L141 156H144L145 154L146 155H153V156H155V157H157V156H161V153H162V151L164 150V149H167L168 151H169V155H170V157L172 158V160H173V162H174V165L176 166V167H180V166H183V169H184V173H186L190 178L192 177V175H194V174H196L197 172L199 173H201V174H199V175H210V173H211V165L209 166V164L207 165V166H209L208 168L207 167H205L204 165H206V164H204V162H203V160H200V157H203V154H202V152H201V150H200V148H198V146L195 144L196 142H197V140L199 139V137H202L201 139H199L198 140V142H202V144L204 145V146H206L205 144H210L211 142V140H209V139H212V138H210V137H213L214 138V136L211 134V130L213 131V127L215 126V125H217L216 123H218V125H220V123L222 124V125H224V123L226 122V118H225V114L221 111V113L222 114H220V110L222 109H224L223 107L219 110V107L218 106H215L214 104H211V102L212 101H209V99H207V100H205V102H204V107L201 109L202 110V112H203V117L200 119V120H202V121H200L199 119H192V123L190 124V128L193 130H195L200 124H205V127H204V130L202 129L201 131H200V133L201 132H204V134L203 133H201V134H199V137L197 136V134L195 135V132L192 134V135H190L189 137H184V136H182V135H178V134H176L175 133V135L174 134H172V133H174L173 132V130H172V128L170 129L169 127H167V128H165L163 131H165V134H160L159 135V133H160V131L159 132H155V134H154V132H152L151 133V135H147V136H145L146 138H148L149 140L151 139V141H158L159 142V145H160V149L159 150H157V152L156 153H149L148 152V149L146 148V147H144V146H142V144H141V142H138V141H131V140H127V137H126V134H127V132L128 131H137V130H140L141 132H144V129H145V125H144V123L146 124V123H148V122H151V121H153V118H155L156 116H155V114L153 113V116H155V117H152V115H150V116H148L149 115V113L151 112L150 111V109H148V107H146V109H141V111L142 110H144V113H146V112H148V113H146V114H144L143 112L141 113L140 112V110H138V108L140 109V106H141V102H144V101H140V98L142 99L143 98V100H146V99H148L149 98V96L148 97H146V95L144 94H142L141 96L142 97H135V98H130L128 95V97H125V101H123V100H121L120 99V97L118 96V94H119V92L120 93H122L121 92V90H120V87H121V89L124 87V85H125V83H127L125 86V88H123V89H126L127 90V87L129 86V88L131 87L132 89H128V90H134L135 88H137V84H139L140 85V83H141V76H140V78L137 76V74H136V72L135 71H133V70H131L132 68L130 67L129 69L132 71V72H130V70L129 71H125V73H124V66H122V65H118V64H113V62H111L110 61V63H109V60L107 61V62H105L107 59H105V58H102L104 55V53L106 52V54L108 55H110V57H109V55H108V57L110 58V60L113 58V56L116 58L117 56L118 57H123L124 55H127L128 56V58H129V60H131L132 62H134L133 63V68L134 69H138L139 67H140V63H141V61H142V58H144L146 55H148V53L147 52H145L146 50H145V48H140L139 50H137L136 52H135V54L134 53H129V44H128V39L126 38V36L125 35H123L122 34V32L120 33L119 31H123L122 29H123V27L126 25L125 24V22H126V20H128V21H130V22H128V25H127V27H128V29H130V31H134V30H139V31H141L142 33H143V35L142 36H140V39H142V38H144L145 39V41H144V39H143V41L146 43V44H148V43H150V44H156L157 43V41H158V36L157 35H155V34H153V24H151V22L153 23V21H152V18L151 17H153L154 15L155 16H157V17H159V18H166L168 15H169V13H168V10L166 9V7L164 6V3H165V1H167V0H163V2H160L159 0H120V1H122L121 3H119V4H117L118 2H115L116 3V5L117 6H120V5H124L123 7L125 8V9H127V10H125V9H123V7H119V9H117L118 7L115 5V3H113L114 5H115V8H114V10H113V12L115 13V15H116V12L117 13H119V15H116L115 17H117L116 18V20L117 21H115L116 23H109L111 26H109V24L107 23V25L106 24H104V25H106L107 26V28H109L110 29V27L111 28H114V34L116 35L115 37H113V33L112 32H109L108 31V29L106 28V26H103L104 27V29L106 30L105 32H101L100 33V35H98L99 37H98V39H101V40H98L97 39V37H96V35H93L92 33H91V27L90 26H88V27H86V29L84 28V29H79V28H77L78 26H76V25H79L82 21L81 20H83V18L85 17V18H89L90 20L92 19H94V21H95V19L97 18V12H95L94 10H96L97 9V11H98V9L100 8V7H102L101 9H104V8H106L105 6H107L106 4H104L105 6H104V8H103V2L105 3L106 1L105 0H98L100 3L98 4V3H96V5H93L92 6V8H91V6H89V5H86L84 2H82V1H80V0H36V2L35 3H33L32 4V2L34 1V0H30V2H28ZM45 1V2H44ZM124 1H125V3H124ZM129 1H131L130 3H129ZM152 1H154V3L152 2ZM155 1H157V2H155ZM170 3H182V2H184V0H168ZM211 1H213V0H208L206 3H208L207 4V6H208V8H209V6L211 5H217L218 3H219V1L218 0H215V1H213V2H211ZM227 2H225V4H226V6L225 7H229L230 5H234L235 7H236V9H237V7H238V9H237V11L238 12H240L241 13V11L243 10H250V16L254 19V20H263L262 22L264 23V0H226ZM261 1V2H260ZM29 4H31V5H28V3ZM40 2V3H39ZM52 2V3H51ZM73 2V3H72ZM82 2V3H81ZM126 2H128V4H129V6H130V4L132 3V8H130V10H133L132 11V13H131V11H130V13H128L127 14V11H128V4H126ZM159 2V3H158ZM203 2H204V0H203ZM213 3V4H210V3ZM27 3V4H26ZM68 3V4H67ZM256 3H259V7H258V9L256 10V11H254V9H253V6L256 4ZM26 4V5H25ZM36 4H38V6L40 7V9H39V11H38V14H37V8H39L38 6H36ZM82 4V5H81ZM138 4H139V6H138ZM155 4H157V5H155ZM161 4V5H160ZM224 4V5H225ZM43 5V6H42ZM54 5V6H53ZM70 5V6H69ZM71 5L73 6V5H78L77 7H78V9H80V11L83 13V11H84V13H86V12H91V10L93 11L92 13H87L88 15H82L80 12H77V13H74V12H72L71 10H70V7H71ZM86 5V6H85ZM114 5H111L110 6V8L111 9H113V7L112 6H114ZM125 5L127 6V7H125ZM223 5V6H224ZM16 6V7H15ZM17 6H18V8H17ZM25 6V7H24ZM26 6H28V7H26ZM31 6H32V8H31ZM69 8H68V7ZM95 6V7H94ZM98 6H100V7H98ZM161 6V7H160ZM211 6H210V8H211ZM21 7V8H20ZM35 7V10L33 9ZM37 7V8H36ZM80 7V8H79ZM98 7V8H97ZM109 7V6H108ZM163 7V8H162ZM235 7H233V10H234V8ZM239 7H240V9L242 8V10H240L239 9ZM14 8V9H13ZM26 8V9H25ZM32 10H31V9ZM59 8V9H58ZM61 8V9H60ZM88 8L90 9V11H88ZM122 8V9H121ZM148 8V9H147ZM207 9L206 11H209L210 13H212V15H213V10L212 11H210L211 9ZM31 11H30V10ZM115 9H117V10H120L121 12H118V11H116ZM139 9V10H138ZM165 9V10H164ZM26 10V11H25ZM58 10V11H57ZM68 10L70 11V12H68ZM124 10V11H123ZM29 11L31 12L30 14H29ZM35 11V12H34ZM116 11V12H115ZM126 11V12H125ZM128 11V12H129ZM137 11H138V13H137ZM161 11V12H160ZM242 11V12H243ZM28 12V13H27ZM32 12H34V13H32ZM72 12V13H71ZM125 12V13H124ZM209 12H207L206 13V15H205V17L203 16V19L201 20L202 22H199L200 20H198V19H200V18H198L197 19V17H195L192 13H190V14H188V16H185V14L184 13H180V14H178V13H175L174 14V16L177 18V19H179L181 22H180V26H181V23H183L182 24V26L183 25H185L186 26V21L187 22H189L190 24H191V22H192V24L190 25L189 24V26H186V28L188 29V30H190V31H195V27H197L198 26V24H199V26L201 25V24H203V23H205L204 25H205V31L207 32V29L210 31V32H207L208 33V38H209V42H210V44H213V46L214 47H217V46H215L216 45V43H217V45H219V43L220 42H217V41H219L220 39V41H222L221 43H220V47H221V50H224L225 52L224 53H222L221 52V50L219 51V52H213V54L212 55H210L209 54V57H207V55L208 54H206L205 53V51L203 50V48L202 49H200L199 48V50L197 51L196 50V53H197V55H198V57L199 58H204L205 56V60L207 59L208 61H207V63H209L210 65H208V64H204V63H206V62H203L202 63V61H201V63H202V66L200 65L201 63L200 62H198V63H200V64H196L195 66H194V68H198L199 66H200V68H198L197 69V71L199 70H202V71H200V72H204V73H206L207 75H210L211 77H212V75L214 76L213 77V79L216 77H218L217 79L215 78V80H217L216 82H221V83H223V81H225L224 79L226 78V76H228V75H230L231 74V71H232V69H233V67H234V69H233V71L234 72H232V73H235V71H238L237 70V68L235 67V66H233V67H231L230 69L229 68H227V70L229 69V71L228 72H226L227 70H225L226 68H222V66H223V64H222V62H224L225 60L226 61H229L230 59V63L232 64V60H236V61H239L240 60V57H242V56H244V61H245V66L248 68V69H251L252 67H253V65H254V67L257 65V63H256V61H257V57H255V55H252L253 53H257V51L258 50H260V49H263L262 51L260 50L259 52L260 53H262L263 51H264V33L263 34H260V35H257V37H256V35L255 34H251V32L249 31V30H245V31H243L244 33H241V34H239V36H241V35H243L244 36V38H243V36H241V38L242 39H246L245 37H248V36H250L248 39H246L247 41H249L250 42V47H247V48H249V50L248 49H246V51H244V53L242 54V56L241 55H239L237 52H236V50H234V46H233V44H234V42H233V38H234V36H232L233 38H231V35H229V33H230V31L228 30V29H225V27L223 26V28L225 29V30H228V31H225L224 29H222V25L221 26H219V22H217V21H215V22H213L215 19L214 18H216V17H214L213 19H212V17L213 16H211V14L209 13ZM3 13V14H2ZM17 13H19V14H17ZM22 13H23V15H22ZM48 13V14H47ZM57 14V13H59V16H65L66 17V19H67V21H69L68 22V24L65 26V27H63L62 28V31H60L61 29H55L56 30V32L59 30V32H55V30H54V32H52V33H49L50 35H45V30L43 29V30H40V32H39V30L37 31V33L39 32V34H37L36 32H34V29H33V26L35 25V22H36V20H37V22H38V20L40 21V19L42 18V17H40V16H42L43 15V18H45L46 16H48V15H50V14ZM71 13V14H70ZM95 13V14H94ZM136 13V14H135ZM139 13H143L144 15H146V13L148 14V15H146V16H148V18L146 19V17H143V16H141ZM209 13V14H208ZM27 16H30V18H32V17H34V19H33V22H30V21H26L25 19H24V21H23V19H21L22 17H25L26 15ZM34 14V15H33ZM70 14V15H69ZM74 14H76V16L74 15ZM93 16H92V15ZM130 14H132V15H130ZM135 14V15H134ZM40 15V16H39ZM58 15V14H57ZM68 15V16H67ZM125 15V16H124ZM140 15V16H139ZM150 15V16H149ZM153 15V16H152ZM181 15V16H180ZM191 15V16H190ZM209 15V16H208ZM19 16V17H18ZM20 16H21V18H20ZM36 16V17H35ZM45 16V17H44ZM87 16V17H86ZM96 16V17H95ZM119 16H120V18H119ZM207 16V17H206ZM211 16V17H210ZM39 17V18H38ZM69 17V18H68ZM123 17V18H122ZM42 18V19H43ZM141 18H142V20H141ZM144 18V19H143ZM205 18V19H204ZM20 19V20H19ZM89 19H87L88 21H90ZM126 19V20H125ZM150 20V22H149V20ZM74 20V21H73ZM76 20V21H75ZM84 20H86V19H84ZM97 20V19H96ZM120 20V21H119ZM122 20L123 21H125L124 23L122 22ZM133 20V22L131 23V21ZM81 21V22H80ZM93 21V22H94ZM113 21V22H114ZM120 23H119V22ZM140 21V22H139ZM183 21V22H182ZM205 21V22H204ZM23 22L25 23V24H23ZM36 22V23H37ZM80 22V23H79ZM122 22V23H121ZM136 22V23H135ZM210 22L212 23H214L213 24V27L215 26L216 28H212V26H210V25H212V24H210ZM30 23V24H29ZM77 23V24H76ZM90 23H92V21L90 22ZM130 23V24H129ZM201 23V24H200ZM215 23H216V25H218L219 27H217L216 25H215ZM34 24V25H33ZM120 24V25H119ZM125 24V25H124ZM151 24V25H150ZM26 25V26H25ZM113 25V26H112ZM114 25H116V26H114ZM122 25H124V26H122ZM193 25V26H192ZM25 26V27H24ZM75 26V27H74ZM119 26V29L117 28ZM122 28H121V27ZM152 26V27H151ZM184 26V27H185ZM192 26V27H191ZM211 28H209V27ZM22 27L23 28H26L27 29V31L29 32V33H27V41H29L27 44H25V45H23V47H24V49L26 48V50L25 51H28V52H25L26 53V55H28L27 56V58H28V60H29V62H27V64H26V67H25V64L23 65L22 63V65L20 64V63H13L12 62V57H13V54H14V52H15V50H17V49H15V50H13L14 48H17V47H14L13 48V43L14 42H16V44L18 45V43H17V41L19 42V40L17 39V37L15 38V34H17L18 32H16L17 31V29L18 30H21L22 29ZM32 28L31 29V32H30V28ZM116 27V28H115ZM130 27V28H129ZM76 28V29H75ZM218 28H221V30L222 31H218ZM263 29H264V26L262 27ZM90 29V30H89ZM118 29V30H117ZM212 29H213V31H212ZM70 30H72V33H70L71 31ZM116 30H117V32H116ZM32 31H33V34H31L32 33ZM108 31V32H107ZM111 31H112V29H111ZM170 31H175V30H173L172 28H170ZM215 31H217L219 34L221 33L222 34V36H221V34H220V36H219V34L216 32L215 33ZM223 31H225V32H223ZM63 32V33H62ZM118 33H120V34H118V36H117V34ZM226 32H228V34H225ZM246 32V33H245ZM14 33V34H13ZM61 33V35H59ZM82 33V34H81ZM106 33V34H105ZM107 33L109 34L108 35V37L106 36L107 35ZM113 35H112V34ZM124 33V32H123ZM172 33H174V32H172ZM176 33V32H175ZM215 34L216 35V39H215V35H212V34ZM224 33V34H223ZM250 33V34H249ZM53 34V35H52ZM55 34V35H54ZM72 34V35H71ZM85 34V35H84ZM111 34V35H110ZM247 34V35H246ZM249 34V35H248ZM70 35V36H69ZM94 37H93V36ZM102 35H104L105 36V41H104V39L103 38H101L102 37ZM121 35H122V37H121ZM252 35V36H251ZM254 35V36H253ZM38 36V37H37ZM48 36H50V37H48ZM53 36H55L54 38H53ZM61 36V37H60ZM80 36V37H79ZM103 36V37H104ZM109 36H111V37H109ZM124 36V37H123ZM178 36V37H177ZM179 36L181 37L182 35L181 34H177L176 35V39H174V42L172 41L171 43H173V44H171V43H168V44H170V46L168 45V47H169V49L170 50H172V52L170 51H167V50H163V52H165L166 53V56L170 59V58H175V59H177L178 60V62H179V64L181 65V59L179 58V57H177V55H176V51L177 50H179V46L181 45V42H182V39L180 40V38H179ZM223 36H226L227 37V40L229 39V41H227ZM95 37H96V39H95ZM115 38V39H113V38ZM117 37V38H116ZM120 37V38H119ZM142 37V38H141ZM214 37V38H213ZM252 37V38H251ZM255 37V38H254ZM34 38V39H33ZM107 38H111V39H113V40H111L110 41V39H107ZM182 38V37H181ZM237 38H238V36H237ZM241 38H239V39H241ZM254 38V39H253ZM259 38V39H258ZM40 39V40H39ZM70 39H71V42H70ZM121 39V40H120ZM214 39V40H213ZM218 39V40H217ZM252 39V40H251ZM255 39H256V41H255ZM261 39V40H260ZM17 40V41H16ZM44 40V41H43ZM55 42H54V41ZM60 40V41H59ZM74 40V41H73ZM80 40V41H79ZM97 40V41H96ZM176 40V41H175ZM179 40V41H178ZM263 40V41H262ZM58 41V42H57ZM67 41H68V43H67ZM259 41H261L260 42V44L258 43ZM57 42V43H56ZM70 42V43H69ZM100 42V43H99ZM106 42V43H105ZM253 42H255V43H253ZM256 42H257V44H256ZM263 42V43H262ZM11 43V44H10ZM103 43V44H102ZM177 43V44H176ZM180 43V44H179ZM233 43V44H232ZM252 43V44H251ZM35 44V45H34ZM37 44V45H36ZM93 44V45H92ZM175 44V45H174ZM179 44V45H178ZM226 44H228V45H226ZM103 45V47H101ZM171 45L173 46V47H171ZM231 47H230V46ZM30 46V47H29ZM92 46V47H91ZM224 46V47H223ZM226 46V47H225ZM229 46V47H228ZM252 46V47H251ZM32 47V48H31ZM73 47V48H72ZM110 47V48H109ZM178 47V48H177ZM259 47V48H258ZM263 47V48H262ZM70 48H71V50H70ZM229 48V49H228ZM37 49V50H36ZM105 49H107V50H105ZM142 49H144V50H142ZM189 49H191L190 47H189ZM250 49L252 50V51H250ZM256 49H258V50H256ZM39 50L42 52V54L40 55V52H39ZM95 50V51H94ZM97 50V51H96ZM104 50H105V52H104ZM229 50H231V51H229ZM254 50H256V51H254ZM31 51V52H30ZM36 51V53H34ZM47 51V52H46ZM70 51V52H69ZM78 51V52H77ZM94 51V52H93ZM101 51H103V53L101 52ZM228 51V52H227ZM249 51V52H248ZM13 52V53H12ZM66 52V53H67ZM95 52H97V53H95ZM108 52V53H107ZM199 52V53H198ZM253 52V53H252ZM39 53V54H38ZM44 53V54H43ZM73 53H75V54H73ZM93 53V54H92ZM101 53H102V55H101ZM202 53V54H201ZM229 53V54H228ZM252 53V54H251ZM11 54H12V56H11ZM52 54V55H51ZM80 54V55H79ZM124 54V55H123ZM204 54V56L202 57V55ZM236 54H238V55H236ZM262 54H264V53H262ZM136 56V58L137 59H139V60H137L136 58H134L135 56ZM227 55V56H226ZM231 55V56H230ZM80 58H79V57ZM142 56H144V57H142ZM211 56V57H210ZM219 56V57H218ZM105 57V56H104ZM232 57H234V58H232ZM237 57H239V60L237 59ZM251 57H252V59H251ZM255 57V58H254ZM11 58V59H10ZM67 58H69V60L70 61H73V63L71 62L70 64H69V60L67 59ZM71 58V59H70ZM78 58V60H76ZM95 58V59H94ZM132 58V59H131ZM248 58V59H247ZM253 58L255 59V61H253ZM38 59V60H37ZM51 59V60H50ZM81 59V60H82ZM98 59V61H97V63H96V61L95 60H97ZM102 59H104V60H102ZM114 59V58H113ZM136 60V61H134V60ZM220 59V60H219ZM225 59V60H224ZM228 59V60H227ZM40 60V61H39ZM49 60V61H48ZM54 60V61H53ZM100 60H102V62H104V64H102V63H100L101 61ZM170 60H173V59H170ZM250 60V61H249ZM43 61V62H42ZM95 61V62H94ZM12 62V63H11ZM37 62V63H36ZM51 62V63H50ZM68 62V63H67ZM254 62V64L253 65H251L252 63ZM109 63V64H108ZM212 63H215L214 64V66H212ZM255 63H256V65H255ZM49 64V65H48ZM68 64V65H67ZM96 64L98 65V66H96ZM100 64V65H99ZM249 64V65H248ZM262 67H264V61L262 62ZM11 65V66H10ZM21 65V66H20ZM38 65V66H37ZM51 65V66H50ZM103 65V66H102ZM139 67H138V66ZM199 65V66H198ZM205 65V66H204ZM251 65V66H250ZM16 66V67H15ZM22 67L24 70H26V72L28 73V76H27V78L25 77V78H23V79H20V80H22L23 81V83L22 82H20L19 83V80L17 79V78H15L16 76L14 75V73L12 72V71H14V70H16V69H20L19 67ZM31 66V67H30ZM62 66H60L59 68H61ZM100 66V67H99ZM102 66V67H101ZM123 68H122V67ZM197 66V67H196ZM8 67V68H7ZM9 67H11L12 69H10ZM28 67V68H27ZM38 67V68H37ZM45 67V68H44ZM71 67V68H70ZM73 67V68H72ZM109 67V68H108ZM110 67H111V69H110ZM137 67V68H136ZM205 67H207V71H206V68H205V71H204V68ZM210 67H211V69H210ZM224 67V66H223ZM52 68L54 69V74L52 75ZM64 68H62L61 70H63V72H64V74H65V71L64 70H66V69H64ZM192 69V70H195V69ZM212 68H213V71L212 72H210V70H212ZM218 68H220V70L222 69V70H225V72L223 73V72H221ZM7 71H6V70ZM8 69H10V70H8ZM40 69V70H39ZM44 69H46V70H44ZM49 69V70H48ZM76 68H74L73 69V73H76L77 71H78V69H76ZM98 69V70H97ZM110 69V70H109ZM127 68H125V70H126ZM236 69V70H235ZM42 70V71H41ZM68 70H66L67 72V75L69 74L68 72ZM102 70H104V72H106V73H103V71ZM108 70V71H107ZM191 70V72H195V71H192ZM217 70V71H216ZM10 71V72H9ZM17 71V70H16ZM196 71V72H197ZM198 71V72H199ZM208 71H209V73H208ZM263 71H264V68H263ZM13 74H12V73ZM15 72V71H14ZM40 72V73H39ZM50 72H52V73H50ZM99 72V73H98ZM102 72V73H101ZM123 72V73H122ZM126 72H128L127 74H126ZM135 74H134V73ZM72 73V74H73ZM203 73V75H206V74H204ZM210 73H213V74H210ZM216 73H219V74H217L218 76H216V75H214V74H216ZM221 73V74H220ZM227 73H229L228 75H227ZM237 73V72H236ZM8 74V75H7ZM32 74V75H31ZM71 74V73H70ZM108 74V75H107ZM121 74H123V75H126V76H123V75H121ZM223 74V76L225 77H220L219 75H222ZM226 74V75H225ZM52 75V76H51ZM107 76V77H105V76ZM11 76H12V78H11ZM15 76V77H14ZM46 76V77H45ZM56 76V75H55ZM112 76V77H111ZM114 76V77H113ZM262 76H263V79H264V72H263V74H262ZM35 77V78H34ZM103 77L104 78H106L105 80H103ZM111 77V78H110ZM123 77H125V78H129V79H131V83H129L128 84V82H130V80L128 81V79H126L127 80V82L126 81H124V79L125 78H123ZM250 77H252V79H254V81H256V78H253L254 77V75H252L251 74V76ZM10 78V79H9ZM87 78V77H86ZM221 79V81H219L220 79ZM224 78V79H223ZM6 79V80H5ZM32 79V80H31ZM96 79V80H97ZM121 79H123V81H124V83H123V81L121 80ZM199 79V78H198ZM201 79V78H200ZM199 79V80H200ZM18 80V82L15 84V81H17ZM25 80V81H24ZM56 80H58V81H56ZM70 80V79H69ZM95 79H94V81L95 82H97ZM118 80V81H117ZM120 80V81H119ZM212 80V79H211ZM239 80V81H238ZM104 81V82H103ZM110 81H111V83H110ZM214 81V80H213ZM14 82V83H13ZM99 82V81H98ZM102 82V83H101ZM116 82V83H115ZM118 82V83H117ZM120 82H121V84H120ZM236 82L237 83H239V84H234V85H236V86H238V87H242L243 89H244V93L243 94H249V93H251V91H253L254 90V92H255V90L257 91L260 87H258V85L256 84V83H254L253 82V80H251L249 83H250V85L249 86H247V87H249V88H247L245 85H247V82L246 81H242L243 83H241V80L240 79H237L236 80ZM60 83V84H59ZM70 83L71 84H73V85H70ZM246 83V84H245ZM7 84V85H6ZM9 84L10 85H12V86H9ZM14 84V85H13ZM19 84L21 85V86H19ZM23 84H24V86H23ZM64 84H66V86L64 85ZM118 84H120L119 86H118ZM245 84V85H244ZM18 85V86H17ZM49 85V86H48ZM64 85V86H63ZM240 85H242V86H240ZM252 85V86H251ZM6 86H7V88H6ZM15 86V87H14ZM43 86V87H42ZM51 86V87H50ZM99 85H97L96 86V83H95V85L94 86H92L94 89L96 88V91H97V89H99V87H98ZM123 86V87H122ZM135 88H134V87ZM250 86H251V89H250ZM2 87V88H1ZM10 87V88H9ZM19 87V88H18ZM64 87L66 88V89H64ZM69 87V88H68ZM79 87H81V86H79ZM78 87V88H79ZM86 87H87V85H82V90H84L85 91V89H86ZM109 87V88H108ZM245 87V88H244ZM39 88V89H38ZM50 88V89H49ZM88 88V87H87ZM258 88V89H257ZM8 91H7V90ZM16 90V92H15V90ZM18 89V90H17ZM20 89V90H19ZM66 91H64V90ZM68 89V90H67ZM80 89V88H79ZM104 89V90H103ZM108 89V90H107ZM118 89V90H117ZM12 90V91H11ZM60 90V91H59ZM70 90H71V88H70ZM81 90V89H80ZM106 90H107V92H106ZM11 91V92H10ZM24 91V92H23ZM54 91H56V92H54ZM15 92V93H14ZM53 92V93H52ZM65 92V93H64ZM68 92V93H67ZM82 92V91H81ZM110 92V93H109ZM4 93V94H3ZM34 93V94H33ZM62 93H64V96H63V94ZM108 93V94H107ZM253 93V92H252ZM15 94H17V95H15ZM30 94V95H29ZM45 94V95H44ZM54 94V95H53ZM13 95H14V97H13ZM20 95V97L19 98H16V96H19ZM32 95V96H31ZM43 95L46 97L47 95V97H46V103H48V106H49V109H47L46 108V104L45 103H43V104H45V105H43L40 101H38V100H41L42 101V99L43 98H45V97H43ZM50 95V96H49ZM61 97H60V96ZM66 95V96H65ZM70 95V94H69ZM31 96V97H30ZM51 96H53V97H51ZM63 96V97H62ZM29 97V98H28ZM33 97H35V98H33ZM40 97H41V99H40ZM48 97H50V98H52V102L53 103H51V99L50 98H48ZM58 97H60V98H58ZM144 97H146V98H144ZM26 98V99H25ZM38 99L37 101H35V103L33 102V100H32V102H31V100L30 99ZM127 98V99H126ZM137 98V99H136ZM226 97H224V99H225ZM239 98V97H238ZM261 98H263V100H264V97H259L258 99H257V101H256V103L259 105V108H263L264 109V106H260V104L261 105H264V103H262L263 102V100L261 99ZM16 99V100H15ZM48 99H50V100H48ZM66 99V98H65ZM137 100V102L140 104V106L138 105H135V104H137V102L136 101H134V100ZM139 99V100H138ZM262 101H260V100ZM15 100V101H14ZM227 99H225V101H226ZM90 101H92V99H88L87 100V102H90ZM134 101V102H133ZM6 102V103H5ZM136 102V103H135ZM145 102H147V100L145 101ZM173 105L172 107H170L169 106V108H166L165 106H168V105H171L170 103ZM206 102L207 103H209L210 102V104L216 109V108H218V110L216 109H214L210 104H207V105H210V106H207L206 105ZM259 102H261V103H259ZM5 103V104H4ZM20 103V104H19ZM39 103H41V104H39ZM134 103V104H133ZM169 103V104H168ZM168 103H166V105L165 106H162L161 108L162 109H170V108H173L174 107V105H176L177 106V104H174V102H171V101H168ZM255 103V104H256ZM91 104V105H90ZM90 104H88V106L89 107H91V109H93L94 108V106H92V104L94 105V102L92 101V103H90ZM168 104V105H167ZM224 104H226V103H224ZM53 105V106H52ZM258 105H256L257 107H258ZM26 106V107H25ZM33 106V107H32ZM136 106V107H135ZM55 107H56V104H55ZM93 107V108H92ZM205 107H206V109H205ZM209 107H210V109H209ZM211 107H212V109H211ZM14 108V109H13ZM34 108V109H33ZM141 108H144V106L142 107L141 106ZM160 108V109H161ZM208 108V109H207ZM256 108V107H255ZM259 108H258V110L256 111L254 108H253V111H254V113H253V111H251V115L253 116V117H255V118H257V119H260L261 120V123L264 121V117L262 118V116H264V115H262V116H260L262 113L264 114V110H259ZM46 109V110H45ZM52 109V110H51ZM56 109L57 110V112H55V114H54V112H52V111H54V110ZM203 109H204V111H203ZM257 109V108H256ZM2 110V111H1ZM34 110V111H33ZM53 113H51L50 111ZM55 110V111H56ZM145 110H149V111H146L145 112ZM205 110H208V111H206L205 112ZM4 111V112H3ZM6 111V112H5ZM31 111H33V113L31 112ZM49 111V112H48ZM119 111V112H118ZM209 111L211 112V113H209ZM215 112V111H217V113H218V115L219 116H221L222 115V117H223V120H225L224 122H220L219 120H221L222 121V118L221 117H218V118H221V119H215V117L217 118V116H216V112H215V116H214V114L213 115H210V114H212V112ZM256 111V112H255ZM59 112V113H58ZM152 112H154L153 110H152ZM152 112L150 113V114H152ZM209 114H208V113ZM213 112V113H214ZM7 113V114H6ZM30 113V114H29ZM39 113V114H38ZM137 113H138V115H137ZM139 113L143 116V114H144V117H141L140 118V116H139ZM204 113H206V114H208V115H206L205 116V114ZM13 114V115H12ZM24 114H26V115H31V114H33V115H31V116H34L33 118L36 120L38 117L37 116H39V119H37L39 122H43V119H44V122L43 123H45L46 121V125L48 124V122H49V124H48V128L46 129V130H44V131H46L47 133H48V131L47 130H49V133L47 134L46 132H44V131H42V133H41V131H38V130H40V129H37L38 127H36V125L34 126L33 124H31V122L29 123V121H27L28 119H26V115H24ZM109 114H111V113H109ZM148 114V115H147ZM224 114V115H223ZM19 115V116H18ZM23 117H22V116ZM146 115V116H145ZM210 115V116H209ZM259 115V116H258ZM6 116V117H5ZM10 116V117H9ZM16 116H18L17 118H16ZM26 116V117H25ZM139 116V117H138ZM212 116V117H211ZM214 116V117H213ZM258 116V117H257ZM20 117H22V118H25V119H23V120H26V122L25 121H23V120H21L22 118H20ZM43 117V118H42ZM102 117H103V119H102ZM138 117V118H137ZM150 117V118H149ZM27 118H29V117H27ZM60 118V119H59ZM62 118V119H61ZM225 118V119H224ZM262 118V119H261ZM17 121H16V120ZM53 119V120H52ZM112 119V120H111ZM149 119H151V120H149ZM215 119V120H214ZM62 122H61V121ZM148 120V122H146ZM19 121H23L24 123H26V124H23V122H19ZM138 121V123H136ZM198 121V122H197ZM214 121H216V122H214ZM218 121V122H217ZM13 122V123H12ZM16 122V123H15ZM27 122L29 123V124H31L32 126H34V127H36L35 129H37V131L34 129V127H33V129H32V126L31 125H28L27 124ZM220 122V123H219ZM19 123H21V125H19ZM64 123V124H63ZM257 123V122H256ZM256 123L254 124V122L253 123H251L250 124V122H248V123H239L238 125H235L233 128H232V130H233V132H236V130H237V128H238V126L240 125H242L243 126V129H242V131H244V134H245V132H246V134H247V136H246V134H245V138H243L242 140H234V139H232L231 141H230V143L231 144H226V145H224L223 146V149H222V155H223V159L221 158V160L227 165H225V167H223V169H224V171L225 172H228V171H230L231 173H232V171L231 170H233V169H236V170H238V171H240V172H244L246 175H247V177H248V184H256L255 182H257V184H259V185H261V187H262V189H260L259 191L260 192H264V185L262 184L263 182H264V153H261L259 156L261 157V159L263 160H261L259 157H258V155L256 156L255 154H258V153H260L261 151L259 150V149H261V148H263L264 147V123H263V125L262 124H260V123H258V126H259V124H260V126L258 127L260 130H258V133L260 134L261 132H263L262 134V136H261V134H260V139L258 140V141H255V140H253V138H252V136H251V132L253 133L254 131H256V129H257V125H256ZM17 124V125H16ZM66 124H67V122H66ZM65 124V128H66V126L68 125H66ZM90 124V127H89V125H88V129H91L92 130V132H94V130L93 129H95V131L96 130H98L97 129V125H96V122L94 123L93 122V124L92 125H94L93 127L94 128H92V126H91V123H89ZM247 124V125H246ZM14 125H16V126H14ZM25 125V126H24ZM63 125V126H62ZM209 125V126H208ZM212 125H214L213 127H212ZM18 126V127H17ZM54 128H53V127ZM221 126V125H220ZM25 127H27V129L25 128ZM62 127H63V129H62ZM68 127V126H67ZM209 127V128H208ZM212 127V128H211ZM245 127V128H244ZM261 127V128H260ZM17 128V129H16ZM24 129V130H30V129H32L34 132H36V133H39V134H41V136L43 137H41L39 134H36L34 137L32 136V139H35V140H33V142L32 143H34V141H35V144H33L34 146H36V147H34V150H35V153H34V155L33 156H31L32 157V159L31 158H23L21 155H23V152L22 151H20L19 149H20V147H22V145L25 143V139H23V137L24 138H27V137H29L27 140H29V139H31V137L28 135V136H26L27 134L24 132V130H22V131H20V129ZM28 128H30V129H28ZM53 128V129H52ZM206 128V129H205ZM235 128V129H234ZM250 128V129H249ZM68 129V128H67ZM66 129V131H68ZM170 129V130H169ZM211 129V130H210ZM247 129V130H246ZM61 130V131H60ZM64 130V131H63ZM208 132H207V131ZM17 131H19V132H17ZM31 131V130H30ZM57 131V132H56ZM103 131H105V130H103ZM102 131V132H103ZM162 131V130H161ZM205 131H206V133H205ZM8 132V133H7ZM24 132V133H23ZM46 133L45 135H44V133ZM73 132H75V133H73L74 134V136L73 135H71L72 134V131L71 132H69V134L68 135H70V137L71 136H73V138L76 136V135H78L79 133L77 132V131H73ZM77 132V133H76ZM249 132V133H248ZM19 133V134H18ZM51 133H53L52 134V136H51ZM57 133V134H56ZM104 133V132H103ZM164 133V132H163ZM213 133V132H212ZM24 134V135H23ZM43 134V135H42ZM65 134V133H64ZM76 134V135H75ZM9 135V136H8ZM49 135V136H48ZM61 135V136H60ZM194 135V136H193ZM201 135V136H200ZM37 136H38V138H37ZM48 138H47V137ZM55 136H57L58 137V139H57V137H55ZM60 136V137H59ZM251 136V137H250ZM39 137H40V140H39ZM46 137V139H44ZM69 137V138H70ZM155 137H157L156 138V140L154 139ZM196 138V140H195V138ZM198 137V138H197ZM17 138V139H16ZM51 138H53V139H51ZM59 138L60 139H62V141H60L59 140ZM68 138V140H70V141H74V139H72V137H71V139H69ZM54 139H56L57 140V142L59 143H57L58 144V146H57V144H56V140L55 141H53ZM116 139V140H115ZM248 139V140H247ZM8 140V141H7ZM24 140V141H23ZM26 140V141H27ZM51 140H52V142H53V144H51L50 142H51ZM205 140V142H207V143H203V141ZM7 141V142H6ZM16 141V142H15ZM19 141H22V143L20 142L19 143ZM39 141V142H38ZM50 141V142H49ZM72 141V142H73ZM213 141H214V139H213ZM212 141V142H213ZM210 142V143H209ZM257 142V143H256ZM17 143V144H16ZM19 143V144H18ZM61 143V144H60ZM163 143L165 144V145H163ZM22 144V145H21ZM43 144V145H42ZM48 144H50V145H48ZM41 145V146H40ZM51 145H53L52 147L54 148H52L51 147ZM54 145H56V146H54ZM86 145V147L87 146H90V142H85V144H84V146ZM256 146L258 147L259 146V148H256ZM56 147H57V150H56ZM75 147V146H74ZM86 147H85V149H86ZM261 147V148H260ZM73 148V147H72ZM89 148V147H88ZM87 148V150H89ZM51 149V150H50ZM116 149V150H115ZM257 149V151L259 150V152L257 153V151H256V153H255V150ZM17 150H19L17 153H16V151ZM39 150V151H38ZM54 150H55V152L57 151V153H55L54 152ZM64 150H65V152H64ZM11 151H12V153H11ZM38 151V152H37ZM50 151H51V154H50ZM59 151H60V154L62 155V153H61V151L62 152H64L63 153V155L62 156H60V154H58L59 153ZM69 152V153H67V152ZM76 153H75V152ZM99 151V154L97 155V153H96V158H95V155H93V160H95L96 162H100V158L99 157H102V151L101 150H98ZM137 151V153L135 154V152ZM8 154H7V153ZM101 152V153H100ZM122 152V153H121ZM125 152V153H124ZM130 152V153H129ZM13 153H15V154H13ZM39 153V154H38ZM185 153H187V155H185ZM245 153V154H244ZM74 156H73V155ZM4 155H6L5 157H4ZM36 155V156H35ZM65 155V156H64ZM68 155V156H67ZM101 155V156H100ZM121 155V156H120ZM124 155V156H123ZM176 155V156H175ZM177 155H178V157H179V155L181 156L180 157V159L181 160H176V157H177ZM256 156V157H258L261 161H262V168H263V170H262V168L260 169L261 171H258V172H256V171H250V169H246V168H244V166L243 165H241V163H240V161H239V159H240V156H245V158H251V157H253V156ZM19 156H21L22 157V161H20L21 160V158H19ZM43 156V157H42ZM56 157V158H54V157ZM115 156V158H113ZM8 157V158H7ZM11 157V158H10ZM36 157V158H35ZM50 157H51V159H50ZM58 157H60V158H64V160L62 159L61 161H63V163L62 162H60V158L58 159ZM74 157V158H73ZM178 157H177V159H178ZM10 158V159H9ZM17 158V159H16ZM35 158V159H34ZM70 158H71V160H70ZM76 158H77V162H76ZM130 158H132V160H129ZM29 159V160H28ZM39 159V160H38ZM52 159H54V161H56V163H57V160H59V164H57L56 165V163H54V161L52 160ZM56 159V160H55ZM113 159V160H112ZM213 159V160H212ZM211 160L214 162V163H217L218 161L220 162V159L218 160V159H216V158H212ZM225 159V160H224ZM36 160V161H35ZM42 160V161H41ZM45 160V161H44ZM50 160H52L51 162H50ZM115 160V161H114ZM11 161V162H10ZM24 161H27V162H24ZM113 161V162H112ZM216 161V162H215ZM6 162V163H5ZM20 162H22V163H20ZM50 162V163H49ZM65 162V163H64ZM70 162H71V164H70ZM80 162V161H79ZM212 162V163H213ZM218 162V163H219ZM235 162V163H234ZM9 163V164H8ZM29 163V164H28ZM52 163V165H56L55 167H52V165H51V168H50V164ZM54 163V164H53ZM210 163V162H209ZM7 164V165H6ZM13 164V165H12ZM16 164V165H15ZM33 164V165H32ZM49 164V165H48ZM63 164H65L67 167L66 168H64L65 167V165H63ZM68 164V165H67ZM69 164H70V166H69ZM76 164V165H75ZM27 167V168H25L24 169V167L25 166ZM28 165V166H27ZM215 165V164H214ZM8 166H10V167H8ZM15 166V167H14ZM46 166H48V167H46ZM74 166H76V167H74ZM116 166V167H115ZM155 164H150V166H148V164H146V169L147 170H149L150 169V171H154V169H155ZM157 166V165H156ZM241 166H243V167H241ZM8 167V168H7ZM13 167V168H12ZM45 167V168H44ZM60 167V166H59ZM58 167V168H59ZM76 169H74V168ZM79 167V168H78ZM6 168V169H5ZM10 168V169H9ZM15 168H18V169H15ZM35 168L37 169L36 171H37V173H36V171L34 172V173H36V174H34L32 171L30 172V170L32 169V170H35ZM53 168V169H52ZM78 168V169H77ZM91 168H92V170H91ZM95 170H94V169ZM115 168V169H114ZM132 168V169H131ZM156 168H158V166L156 167ZM210 168V169H209ZM240 168H242V170L240 169ZM27 169V170H28ZM64 169V171L66 170V172H62V170ZM73 169H74V171H73ZM87 169H89V170H87ZM210 170V173H209V170ZM222 169V170H223ZM70 170H72V171H70ZM77 170L79 171L78 173H77ZM94 170V171H93ZM208 170V171H207ZM26 171V170H25ZM76 171V174H77V176L76 175H74L73 174V172H75ZM83 172V174L81 173V172ZM249 171V172H248ZM0 172V173H1ZM6 172V173H5ZM50 172V173H51ZM61 172L63 173V174H61ZM89 172V173H88ZM91 172H93L92 174H91ZM209 173V174H207V173ZM255 172V173H254ZM260 172V173H259ZM20 173V174H19ZM32 173V174H31ZM80 173H81V175H80ZM85 173V174H84ZM197 173V174H198ZM203 173V174H202ZM12 174H15V175H12ZM53 174H57V177L55 176V175H53ZM71 174V175H70ZM72 174H73V176H72ZM88 174H90V176L88 175ZM106 175V178H105V175ZM123 174V175H122ZM261 174V175H260ZM45 175V174H44ZM80 175V176H79ZM88 176V179H87V177H84V176ZM120 175V176H119ZM69 176V177H68ZM70 176H72L71 178H70ZM252 176V177H251ZM263 176V177H262ZM74 177V178H73ZM82 177V178H81ZM116 177V178H115ZM118 177V178H117ZM253 177H254V179H253ZM17 178V176L15 177V179ZM87 179V180H84V179ZM256 178V179H255ZM14 179V180H15ZM41 179V178H40ZM39 179V180H40ZM81 179V180H80ZM12 180V179H11ZM42 180V179H41ZM74 180V181H73ZM76 180V181H75ZM80 180V181H79ZM180 181H182L181 179H179ZM190 180V179H189ZM189 180H187V181H182V183L184 184L185 182H189ZM256 180V181H255ZM258 180V181H257ZM72 181V182H71ZM79 181V182H78ZM87 181V183L89 184H85L84 182H86ZM85 184V185H84ZM135 184H132V185H135ZM88 187H87V186ZM126 185V186H125ZM178 186V187H177ZM183 185H180V184H178V185H176V186H174V188L171 190V191H167V195H168V197L170 198V199H175L177 196H179L180 194V191H179V189L182 187ZM231 186H232V188H231ZM231 186H229V187H226V194H225V196H226V199H225V197H224V199L222 198V195L220 196V195H218L217 197L215 196V195H217V194H214V193H212L210 190H207V191H205L204 193H206L204 196H203V198L205 199V201H203V203H206V204H208V200H209V208H211L212 207V204L213 203H218L219 204V202L218 201H220V203L222 202V201H224V202H222V203H224L223 205L225 206V208L226 207H228V206H226V204H227V202H226V200H227V196L230 194V193H232V194H234L235 192L237 193V192H239V191H242V190H245L246 188H248L249 186L247 185V184H244V183H241L240 181H237L236 182V180L234 181V184H232ZM242 186H243V188H242ZM4 188H7V187H0V189H2V190H0V191H3V195H6V196H9L10 197V195H8V194H10V192L12 191H10V190H8V189H4ZM227 188H229V189H227ZM239 188V189H238ZM242 188V189H241ZM245 188V189H244ZM89 189V190H88ZM241 189V190H240ZM4 190H6V192H7V190L8 191H10L9 193L7 192H5ZM199 190H201L200 189V187H195L193 190H192V192H199ZM228 190H229V192H228ZM210 191V192H209ZM231 191H233V192H231ZM210 194H209V193ZM14 191H12V194L14 195ZM123 193V194H122ZM228 193V194H227ZM11 194V195H12ZM13 195L11 196L12 198H13ZM113 195H115V194H113ZM208 198H207V197ZM221 197V198H218V197ZM187 198L188 199H190L191 198V195H188L187 196ZM202 198V199H203ZM217 198H218V200H217ZM203 199V200H204ZM206 199H208V200H206ZM221 199H223L222 201H221ZM22 200L23 199H21V203H23V205H21L22 207L24 206V209L27 211L28 210V213H30L29 215H30V217H25V220H27V222H29L30 221V219L33 217V216H36L37 218L39 217V218H41V216H42V218L44 217V214H46L45 215V217H48V216H51V218H54V219H56L55 217H58V220H60V223H63L64 222V220L66 219H64L63 217L65 216L64 215V212L63 213H61L60 212V210L64 207V209H66L67 207L66 206H68V205H70L71 206V214L69 213V215H71L72 216V214H73V211L74 210H76V206H78V204L80 205V206H82V205H85V206H83V207H86V206H88V205H90L91 203L90 202H88V201H86V203H85V201H79V202H68V203H63V204H60L59 206H60V208H59V206L57 207V208H59V210L57 211V209L56 208H49V210L47 211L46 209L43 211V210H41V212H40V210H32V207H31V204H25L26 202H27V200L25 201H23L22 202ZM237 199H233L231 202L233 203V204H235V205H233L232 206V211H230V209H228V208H224V207H217L216 208V210H215V212H216V215H217V218L219 219V221L218 222H221V220H223L225 217H226V215H229V214H227L228 212H226L227 210H229L231 213H234L235 211H234V208L236 209V207H238L237 208V212H239V210L240 211H242V210H244V208H242L243 207V204H241L240 202L238 203V200L236 201ZM207 201V202H206ZM84 202V203H83ZM237 202V203H236ZM69 203H71V204H69ZM74 203L76 204L75 206H74ZM78 203V204H77ZM82 203V204H81ZM73 204V205H72ZM205 204V206H206V209H205V211L206 210H208L210 213H211V211L213 210L212 208V210L210 211L209 210V208L207 207V205ZM217 204V205H218ZM239 204V205H238ZM204 205V204H203ZM210 205H211V207H210ZM213 205H215V204H213ZM70 206H68L69 207V209H70ZM80 206H78V207H80ZM216 206V205H215ZM214 206V207H215ZM236 206V207H235ZM242 206V207H241ZM1 207V206H0ZM3 207V206H2ZM1 207V208H2ZM66 207V208H65ZM74 207H76L75 209H74ZM112 207H113V209L114 208H116V205H110V206H108V212L107 213H109L110 215H106V217H108V218H106V223L104 224V226H109V227H115V228H120V229H122V231H123V236H124V234H125V236H124V238H126L127 239V233H129V231H130V229L132 228V227H135V225L136 226H139L141 223H142V220H140L139 218H137V217H135L134 215H133V213H132V211H129L128 210V212L127 211H125V212H123V213H120V216L121 217H124V219H122V218H119L118 216H116V213L114 212V210L112 209ZM240 207L242 208V209H240ZM247 207H249V206H247ZM4 209H6L7 207L6 206H4L3 207ZM3 208L2 209H0V210H2L3 211ZM73 208V209H72ZM111 208V209H110ZM221 208H223V209H225V211L224 210H222ZM8 209V208H7ZM6 209V210H7ZM31 209V210H30ZM78 209V208H77ZM169 209V212H171V213H177L176 211H179L177 208H174V207H170V208H168ZM168 209H166V210H168ZM217 209L219 210H221L222 212L224 211V212H226V213H222L221 215H223V214H226V215H224L223 216V218L221 217V215L220 216H218V213H217ZM248 209H252L253 210V208L251 207V208H248ZM5 210V211H6ZM30 210V211H29ZM52 210H54L55 212H58V213H56L57 215H55L54 214V211L52 212ZM112 212H111V211ZM219 210V211H220ZM37 211V212H36ZM204 211V213H207V211L205 212ZM130 212V213H129ZM213 212V215H215V212L214 211H212ZM38 213V214H37ZM59 213H61V214H59ZM112 213H114V215H111ZM221 213V212H220ZM219 213V214H220ZM50 214V215H49ZM53 216H52V215ZM209 214V213H208ZM61 215V216H60ZM211 215H212V213H211ZM210 214H209V216H211ZM212 215V216H213ZM215 215V216H216ZM60 216V217H59ZM35 217V218H36ZM65 217H67V219L65 220V221H70V223L71 224H73L74 222H73V220H71L68 216H67V214H66V216ZM73 217V219H75V220H78V227L80 228V229H78V231L79 232H77L76 234H73L74 236H72V237H74V238H76V240H77V244H79V246H81L82 247V251H85V250H87L88 249V251L89 252H91V253H93V254H91L92 256H96V254H98L99 252H103V251H106V250H108V249H113V251H114V253H115V256L118 258V261L115 263V264H130V263H132V264H151V257L148 255V254H143V255H140V256H138V257H136L135 258V260L133 261V262H131L130 260L128 261V258H127V252H126V250H125V248H123L122 246H115V248H114V246L112 245V243H111V239H110V236L109 235H107L106 233H104L103 232V230H101V229H97V225L93 222V220H92V218H91V216H90V213H88L86 210L84 211L83 210V212H80L79 213V215H77V216H72ZM128 217V218H127ZM220 217H221V220H220ZM34 218V217H33ZM50 218V217H49ZM61 218H63L62 219V221L63 222H61ZM80 218V219H79ZM22 219H23V221H22ZM22 219H17L16 220V222H14V223H4V224H2V225H0V236L2 235H4L3 237H8V234L12 231L13 232V229H16V227H17V229H18V231H22L21 229H23V230H25L26 228L28 229L29 227L28 226H30L29 224H30V222L28 223V225H26L27 223L25 222V220H24V218H22ZM111 219V220H110ZM129 219V220H128ZM29 220V221H28ZM81 220V221H80ZM124 222H123V221ZM141 221V223H140V221ZM257 220H260V219H257ZM92 221V222H91ZM83 224H82V223ZM134 222V223H133ZM260 223L261 222H263L262 224H264V221L263 220H261V221H259ZM24 223H26V224H24ZM66 223V222H65ZM64 223V224H65ZM114 223H116V224H114ZM137 223V224H136ZM63 224V225H64ZM68 224H69V222H68ZM176 225H183V226H185L186 224H187V222L186 221H184V219L183 218H181L179 221H177L176 223H175ZM113 225V226H112ZM64 226H66V225H64ZM117 226V227H116ZM187 226V225H186ZM67 227V226H66ZM92 227V228H91ZM94 227V228H93ZM13 228V229H12ZM90 228V229H89ZM16 229V230H17ZM82 229V230H81ZM97 229V230H96ZM129 229V230H128ZM11 230V231H10ZM11 232V233H12ZM100 232V233H99ZM91 233H93V234H97V236L99 237V241H98V245H99V249L97 250V251H95V250H92L91 248H90V245L89 244H86V245H84V242H83V240H82V238H80L81 237V234H82V236L83 235H85L86 236V234H91ZM78 234L80 235V236H78ZM10 235V234H9ZM1 236V237H2ZM71 236H69L68 238H69V240L72 238ZM100 237H101V239H100ZM108 239H110V240H108ZM101 240V241H100ZM107 240V241H106ZM161 241L162 240H156L155 241V243H153V242H150L149 240H144V244H145V247H147V248H150V247H156L158 250H160L161 252H162V248H163V245L161 244ZM260 241V240H259ZM61 242H63V241H61ZM249 242V241H248ZM247 242V243H248ZM104 243V244H103ZM247 243H244L243 245L246 247V245H248V248L250 249V250H252L253 251V254L255 253V255L256 256H258V257H256L255 255H253L254 256V258H255V260L254 261H252L253 260V257L252 258H250V259H247V261H245L243 264H246V262H247V264H260L261 262H262V264H264V259H262V257L264 258V247L263 246H259V248H256L255 249V247H257L254 243H252V244H254V245H251L250 243V245H251V247H250V245L249 244H247ZM260 243H261V241H260ZM106 244V245H105ZM108 244V245H107ZM149 244V245H148ZM83 245V246H82ZM151 245V246H150ZM104 246V247H103ZM108 246V247H107ZM102 247V248H101ZM106 247V248H105ZM252 247H253V249H252ZM247 248V247H246ZM103 249V250H102ZM172 249V250H171ZM169 248V250L170 251H168V252H170L169 254H167V255H169V256H166L165 255V257H162L161 259H157L153 264H175L174 263V259L175 258H180V257H182L184 254H182L183 253V251H182V247L180 246V245H174V246H172V248ZM178 249V250H177ZM257 249H259L258 251H257ZM91 250V251H90ZM100 250V251H99ZM180 250H181V252H180ZM254 250H255V252H254ZM178 251V252H177ZM177 252V253H176ZM256 252L259 254L260 252H263V253H260L259 255H260V257H259V255H257L256 254ZM176 253V254H175ZM181 255H180V254ZM95 254V255H94ZM174 254V255H173ZM178 254V255H177ZM262 254V255H261ZM180 255V256H179ZM125 256V257H124ZM143 256V257H142ZM179 256V257H178ZM59 258H60V260H59ZM124 258V259H123ZM61 259H62V257H58L57 258V260H58V262L59 261H61ZM216 259H218V258H216ZM262 259V260H261ZM215 260V259H214ZM214 260L212 261V264L214 263ZM65 261H67V260H65V259H62V262H65ZM191 261V260H190ZM24 262V261H23ZM23 262H22V264H23ZM217 263H215V264H222V262L218 259V261H216ZM32 264V262H30L29 261V263H27V261H25L24 262V264ZM34 264V263H33ZM89 264H105V263H103L102 261H100V260H98V261H96V260H90L89 261ZM189 264H191V262L189 263ZM202 264H211V261L210 262H205V263H202Z\"/></svg>", "mask_w": 264, "mask_h": 264}, {"label": "clouds", "instance_id": "9594fccd", "mask_svg": "<svg viewBox=\"0 0 264 264\" xmlns=\"http://www.w3.org/2000/svg\"><path fill=\"white\" fill-rule=\"evenodd\" d=\"M35 2L36 0H34V3ZM0 3H3V8L5 10L4 16L7 17L8 13L11 11L9 5L12 3V0H0ZM186 101L189 104L194 102L190 97H187ZM180 123H185V120L181 119ZM185 155H187V153H185ZM154 159H156L159 164V167L154 169L153 176L158 178L157 186L160 192L171 191L177 178L182 181L190 179V177L184 173L183 166L176 167L174 165L167 149L162 151L161 156L154 157Z\"/></svg>", "mask_w": 264, "mask_h": 264}]
</instances>
